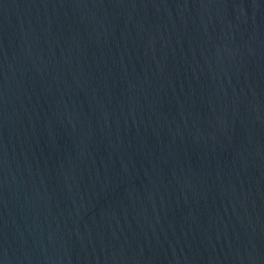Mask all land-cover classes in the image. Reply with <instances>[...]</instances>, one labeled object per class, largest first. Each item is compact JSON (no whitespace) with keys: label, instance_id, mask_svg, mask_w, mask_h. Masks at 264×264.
Segmentation results:
<instances>
[{"label":"water","instance_id":"water-1","mask_svg":"<svg viewBox=\"0 0 264 264\" xmlns=\"http://www.w3.org/2000/svg\"><path fill=\"white\" fill-rule=\"evenodd\" d=\"M0 264H264V0H0Z\"/></svg>","mask_w":264,"mask_h":264}]
</instances>
